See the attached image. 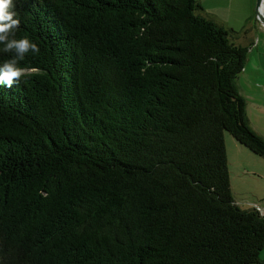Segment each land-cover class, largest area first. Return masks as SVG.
I'll use <instances>...</instances> for the list:
<instances>
[{
	"label": "trees",
	"instance_id": "16d2710c",
	"mask_svg": "<svg viewBox=\"0 0 264 264\" xmlns=\"http://www.w3.org/2000/svg\"><path fill=\"white\" fill-rule=\"evenodd\" d=\"M13 5L40 52L0 85V264H264L228 168L226 131L264 158L234 31L198 0Z\"/></svg>",
	"mask_w": 264,
	"mask_h": 264
},
{
	"label": "crops",
	"instance_id": "0c3cea01",
	"mask_svg": "<svg viewBox=\"0 0 264 264\" xmlns=\"http://www.w3.org/2000/svg\"><path fill=\"white\" fill-rule=\"evenodd\" d=\"M198 1L205 15L234 31L232 40L236 44L249 48L246 66L239 75L237 84L246 100L249 123L255 131L262 134L264 131V26L257 18V0ZM255 204L260 205L254 202L249 203L245 208Z\"/></svg>",
	"mask_w": 264,
	"mask_h": 264
},
{
	"label": "rangeland",
	"instance_id": "374dc122",
	"mask_svg": "<svg viewBox=\"0 0 264 264\" xmlns=\"http://www.w3.org/2000/svg\"><path fill=\"white\" fill-rule=\"evenodd\" d=\"M225 141L231 187L236 202L242 207H248L249 203L254 202L264 207V158L241 144L229 131L225 132ZM261 257L264 258V249Z\"/></svg>",
	"mask_w": 264,
	"mask_h": 264
},
{
	"label": "clouds",
	"instance_id": "9594fccd",
	"mask_svg": "<svg viewBox=\"0 0 264 264\" xmlns=\"http://www.w3.org/2000/svg\"><path fill=\"white\" fill-rule=\"evenodd\" d=\"M13 0H0V45L4 53L12 54L11 58L0 65V85L12 88L24 75L19 66L29 52L39 53L40 48L27 37L17 38L16 30L20 20L15 18Z\"/></svg>",
	"mask_w": 264,
	"mask_h": 264
},
{
	"label": "water",
	"instance_id": "95a60500",
	"mask_svg": "<svg viewBox=\"0 0 264 264\" xmlns=\"http://www.w3.org/2000/svg\"><path fill=\"white\" fill-rule=\"evenodd\" d=\"M256 12L258 20L264 26V0H257Z\"/></svg>",
	"mask_w": 264,
	"mask_h": 264
},
{
	"label": "built area",
	"instance_id": "2783aa9c",
	"mask_svg": "<svg viewBox=\"0 0 264 264\" xmlns=\"http://www.w3.org/2000/svg\"><path fill=\"white\" fill-rule=\"evenodd\" d=\"M252 207L256 208L261 214H264V207H262L261 205H253Z\"/></svg>",
	"mask_w": 264,
	"mask_h": 264
}]
</instances>
